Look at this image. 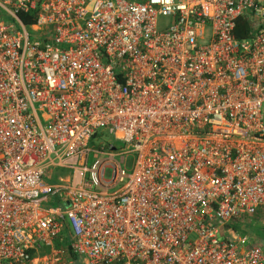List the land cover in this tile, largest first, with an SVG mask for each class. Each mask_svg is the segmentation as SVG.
<instances>
[{"label": "built area", "instance_id": "obj_1", "mask_svg": "<svg viewBox=\"0 0 264 264\" xmlns=\"http://www.w3.org/2000/svg\"><path fill=\"white\" fill-rule=\"evenodd\" d=\"M263 209L264 0H0V264H264Z\"/></svg>", "mask_w": 264, "mask_h": 264}, {"label": "rangeland", "instance_id": "obj_2", "mask_svg": "<svg viewBox=\"0 0 264 264\" xmlns=\"http://www.w3.org/2000/svg\"><path fill=\"white\" fill-rule=\"evenodd\" d=\"M86 150L90 151L86 164V167L88 169H92L96 164L106 161V163H104V169H103L104 172L103 175L101 176V182L103 185L109 184L112 181L113 178L112 165L119 163L122 158L124 159V163L121 164V168L126 172V174H129V172L132 169L134 155L129 153V148L125 147L124 144L115 142L105 130L98 131L97 135L88 142ZM95 152H97L96 159L93 157V154ZM110 155L113 156L111 160H109ZM52 172H56L57 175L61 176L62 178L69 177L70 175V173L67 172L66 170H57V171L53 170ZM47 178L48 176H46V179ZM85 178L91 180L92 179L91 173H87L85 175ZM46 182H48V179L46 180ZM121 185L122 184H118L114 188H108V193H112L118 190L121 187ZM94 189L101 190L102 188L95 186ZM45 207L57 208L58 204L52 201V203L49 202L48 205L46 204ZM263 213L264 211L262 212V214ZM258 217H260V215H257L256 218L253 220L256 221ZM246 236L250 239L252 233H248Z\"/></svg>", "mask_w": 264, "mask_h": 264}, {"label": "crops", "instance_id": "obj_3", "mask_svg": "<svg viewBox=\"0 0 264 264\" xmlns=\"http://www.w3.org/2000/svg\"><path fill=\"white\" fill-rule=\"evenodd\" d=\"M97 135V134H96ZM57 171V170H66L67 172L70 173L69 177L66 178H62L61 176H58L56 172H52V171ZM46 176H48V182H46ZM76 178L77 175L74 173L73 169L64 167V166H60V165H53L48 167L45 172L44 175L42 177V183L44 185V192L42 193V202L41 205L44 209H57V210H63V201L61 200V198L59 197L58 193L55 192H47V190H49L50 188H54L58 185H70L71 183L76 184ZM52 201L56 202L58 204L57 208H48L45 207L46 204L48 205L49 202L52 203ZM264 211L261 210L259 211L254 217H252L250 220L252 222H256L261 224L262 226H264V213L262 214V212ZM257 215H260V217H258V219L256 221H254L253 219L256 218ZM262 215V216H261ZM260 220V221H259Z\"/></svg>", "mask_w": 264, "mask_h": 264}, {"label": "trees", "instance_id": "obj_4", "mask_svg": "<svg viewBox=\"0 0 264 264\" xmlns=\"http://www.w3.org/2000/svg\"><path fill=\"white\" fill-rule=\"evenodd\" d=\"M25 24H28L30 22L23 21ZM245 33L244 29V23L242 20L238 22V27L236 29V37L237 38H243ZM228 227H231L234 229L239 235L246 236L248 233H252V236H250V239L248 238L249 244H256L259 245L262 249H264V226H262L259 223L252 222L251 220L246 222H240L236 224L229 225ZM246 234V235H245ZM62 239L64 240V243H68L71 240L70 236V230L69 227L66 226L64 228ZM74 264H81V260L77 257L73 258Z\"/></svg>", "mask_w": 264, "mask_h": 264}]
</instances>
